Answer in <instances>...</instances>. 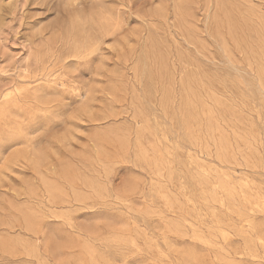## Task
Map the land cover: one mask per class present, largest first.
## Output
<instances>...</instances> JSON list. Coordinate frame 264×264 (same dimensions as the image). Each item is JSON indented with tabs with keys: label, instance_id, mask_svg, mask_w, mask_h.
Wrapping results in <instances>:
<instances>
[{
	"label": "rangeland",
	"instance_id": "obj_1",
	"mask_svg": "<svg viewBox=\"0 0 264 264\" xmlns=\"http://www.w3.org/2000/svg\"><path fill=\"white\" fill-rule=\"evenodd\" d=\"M0 264H264V0H0Z\"/></svg>",
	"mask_w": 264,
	"mask_h": 264
}]
</instances>
